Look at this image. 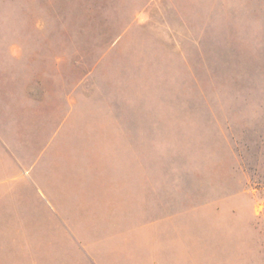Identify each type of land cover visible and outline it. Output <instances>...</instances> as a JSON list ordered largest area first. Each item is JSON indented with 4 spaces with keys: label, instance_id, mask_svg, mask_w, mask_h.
Returning <instances> with one entry per match:
<instances>
[{
    "label": "rangeland",
    "instance_id": "obj_1",
    "mask_svg": "<svg viewBox=\"0 0 264 264\" xmlns=\"http://www.w3.org/2000/svg\"><path fill=\"white\" fill-rule=\"evenodd\" d=\"M16 61L64 80L88 140L133 137L151 205L213 238L210 264H264V0H0ZM31 241L0 228V264H41Z\"/></svg>",
    "mask_w": 264,
    "mask_h": 264
},
{
    "label": "crops",
    "instance_id": "obj_2",
    "mask_svg": "<svg viewBox=\"0 0 264 264\" xmlns=\"http://www.w3.org/2000/svg\"><path fill=\"white\" fill-rule=\"evenodd\" d=\"M6 64L0 62V228L31 238L32 260L210 264L213 238L192 235L193 227L178 223V208L151 205L149 169L144 155L136 160L133 137L88 140L63 79L56 87L54 77L28 72V63L14 62L19 71L11 73Z\"/></svg>",
    "mask_w": 264,
    "mask_h": 264
}]
</instances>
